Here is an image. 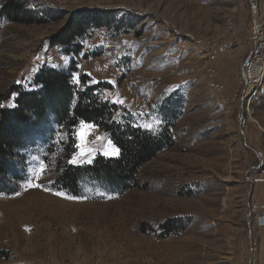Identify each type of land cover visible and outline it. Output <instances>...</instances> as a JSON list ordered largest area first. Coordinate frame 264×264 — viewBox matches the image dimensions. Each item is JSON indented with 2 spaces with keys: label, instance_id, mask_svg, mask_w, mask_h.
Instances as JSON below:
<instances>
[{
  "label": "rangeland",
  "instance_id": "rangeland-1",
  "mask_svg": "<svg viewBox=\"0 0 264 264\" xmlns=\"http://www.w3.org/2000/svg\"><path fill=\"white\" fill-rule=\"evenodd\" d=\"M21 1L41 22L0 16V108L71 71L122 131L166 145L125 190L85 172L70 191L63 171L120 149L93 123L41 122L12 151L19 181L0 178V264H264V84L250 102L241 74L264 0ZM83 17L81 38L52 46Z\"/></svg>",
  "mask_w": 264,
  "mask_h": 264
},
{
  "label": "trees",
  "instance_id": "trees-1",
  "mask_svg": "<svg viewBox=\"0 0 264 264\" xmlns=\"http://www.w3.org/2000/svg\"><path fill=\"white\" fill-rule=\"evenodd\" d=\"M0 3V16L10 23L32 25L41 22L25 10V3L21 0H0ZM91 20L95 26H103L99 24L97 17H92ZM88 24L90 22H84V17L69 20L51 38L52 46H70L84 35ZM72 79L71 71L47 69L36 77V91L12 89V93L18 94L15 98L16 107L0 108V178L4 174H12L16 177L14 181H19L15 174L21 170L18 171L19 164L12 159V151L24 144L29 131L45 120L47 124L49 117L53 116L57 124L67 126L70 132L81 121L110 131L114 144L120 149L117 159L99 157L93 166L66 169L58 178V184L72 191L76 179L86 172L125 190L134 182L141 166L165 148L166 138L160 136L154 139L145 133L137 135L134 131H122L112 122L116 106L104 102L100 95L94 94L98 87H85L80 91L73 85ZM84 79L88 80L86 77ZM6 183L0 179V193L7 191Z\"/></svg>",
  "mask_w": 264,
  "mask_h": 264
},
{
  "label": "built area",
  "instance_id": "built-area-1",
  "mask_svg": "<svg viewBox=\"0 0 264 264\" xmlns=\"http://www.w3.org/2000/svg\"><path fill=\"white\" fill-rule=\"evenodd\" d=\"M236 35V25L231 27ZM253 48L246 58L241 74L244 89V99L252 101L257 96L264 84V30L259 25L253 27ZM264 226V213L260 219Z\"/></svg>",
  "mask_w": 264,
  "mask_h": 264
},
{
  "label": "bare ground",
  "instance_id": "bare-ground-1",
  "mask_svg": "<svg viewBox=\"0 0 264 264\" xmlns=\"http://www.w3.org/2000/svg\"><path fill=\"white\" fill-rule=\"evenodd\" d=\"M255 9V8H254ZM256 11V10H255Z\"/></svg>",
  "mask_w": 264,
  "mask_h": 264
},
{
  "label": "snow or ice",
  "instance_id": "snow-or-ice-1",
  "mask_svg": "<svg viewBox=\"0 0 264 264\" xmlns=\"http://www.w3.org/2000/svg\"><path fill=\"white\" fill-rule=\"evenodd\" d=\"M14 106V105H13Z\"/></svg>",
  "mask_w": 264,
  "mask_h": 264
}]
</instances>
